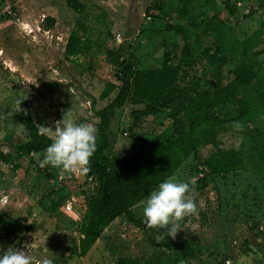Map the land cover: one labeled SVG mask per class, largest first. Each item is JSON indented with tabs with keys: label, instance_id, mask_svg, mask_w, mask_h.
I'll return each instance as SVG.
<instances>
[{
	"label": "rangeland",
	"instance_id": "374dc122",
	"mask_svg": "<svg viewBox=\"0 0 264 264\" xmlns=\"http://www.w3.org/2000/svg\"><path fill=\"white\" fill-rule=\"evenodd\" d=\"M80 1L86 7L76 13L65 0H0V152L9 154L7 160L0 159V197L8 195L5 204L0 202V218L8 214L23 219L28 227L22 243H18L5 235L0 225V255L16 247L37 257H50L53 264H112L119 256L142 262L157 259L155 264H186L167 237L158 239L157 231L162 233L163 229L136 227L123 217L113 220L80 255L78 224L94 181L87 174L74 173L51 183L44 171L36 170L37 155H17L15 148L23 134L12 116L20 99L25 98L31 102L34 118L40 119L41 111H45L54 129L67 112L77 123L95 124L90 96L96 99V107H101L113 95H105V84H118L117 64L112 62L114 57L107 58V48L113 47V54L126 57L132 45L143 70L159 68L164 53L177 62L181 34L175 36L167 30L168 24L182 26V33L190 37L193 57L205 50L202 58L194 61L198 63L183 67L182 86L192 89L197 81L200 92L212 90L216 69L204 60L214 51L217 34L223 47L232 45L223 52L226 61L221 73L226 75L235 64L246 60L255 70L259 66L264 70V51L256 57L253 54L264 49V0H116L123 9L115 16L102 5L103 0ZM136 1L141 4L138 11L130 12L131 2ZM226 3L234 5L232 14ZM214 13L224 22V31L216 35L205 28ZM45 16L55 19L52 27L43 26ZM77 22L84 25L81 36L89 47L76 58H65V38ZM146 34L151 40L148 50L143 49L142 42ZM243 46L248 51L246 57L239 56ZM239 94L248 103L241 121H230L235 116L234 104L213 111L221 120L217 130L223 133L224 143L241 144L245 169L213 175L201 189L195 184L198 214L186 217L175 237L191 249L190 264H227L226 260L237 264L241 257L245 258L243 264H264V92L260 89L258 93L248 90ZM143 107L129 102L116 112L108 129L106 150L115 160L128 153L132 142L135 149L147 152L171 139L170 110L142 117L136 127L132 126L130 110ZM204 110L195 105L180 117L184 121L200 117ZM207 172L205 165H195L190 156L169 179L197 181ZM58 173L56 176H60ZM60 196H65L62 202H69L70 211L62 202L57 211L50 210L52 201ZM147 196L133 206L141 220L142 201Z\"/></svg>",
	"mask_w": 264,
	"mask_h": 264
},
{
	"label": "trees",
	"instance_id": "16d2710c",
	"mask_svg": "<svg viewBox=\"0 0 264 264\" xmlns=\"http://www.w3.org/2000/svg\"><path fill=\"white\" fill-rule=\"evenodd\" d=\"M65 2L66 6L76 13L84 10V4L80 0H65ZM225 7L231 14L234 12L233 4L226 3ZM149 11L148 8L146 14H149ZM42 21L45 28H50L55 23V19L51 16H45ZM223 26L224 22L215 13L205 23L208 33L214 35L224 31ZM181 27L169 24L166 26V29L173 31L175 36L181 34L179 38L182 40V46L177 62L164 53L159 68L139 69L141 59L135 55L132 45H129L126 57H122V54H113L115 51L113 48L106 50L107 58L114 57L112 62L117 64L115 78L118 84L113 82L105 84V95L110 93L113 95L101 107H96V99L90 96V109L97 119L95 126L98 132L96 151L91 158L90 170L86 173L94 181L93 191L78 224L80 255H84L102 231L118 217H123L136 227H146L142 220L135 216L133 206L143 200L160 182L169 179L190 156L195 165L202 164L208 169V172L196 181L199 189L205 187L213 175L245 169L241 144L234 146L230 145L231 142L224 143L221 137L223 133L217 130L221 120L213 109L234 104L235 116L230 121H241L248 111V103L241 99L239 93L248 90L258 93L260 89L263 93L264 70L260 66L258 71L255 70L246 60L235 64L226 75L221 73L220 68L226 61L223 52L227 53L232 45L226 43L227 46L223 47L221 37L217 34L219 38L215 40L218 43H214V51L204 60L216 69V80L213 82L212 90L200 92L196 85L197 81L194 82L195 86L192 89L180 85L183 67H191L192 64L198 63L194 61H199L205 54V50L198 52L196 49L198 54L193 57L189 47L190 37L182 33ZM82 29L85 30L84 25L77 22L68 34L64 45L65 58H76L89 47L81 36ZM239 51V56L246 57L248 51L245 46ZM263 51L264 49H261L253 54L256 57ZM189 82L193 81L189 80ZM129 102L144 106L142 109L130 110L133 127L138 125L142 117L170 110L173 133L167 143L147 152L144 149H135L132 142L128 153L123 154L120 160H115L106 152L109 147L108 129L116 112ZM195 105L206 110L200 117H188L186 121L181 119L180 115ZM44 114L45 111H41L40 119H35L31 112V102L25 98L20 99L18 108L12 116L23 134L21 142L15 148L18 156L43 153L51 143L47 136L37 135V127L40 125L50 127L54 131L50 116L45 117ZM8 157L9 154L0 152V159L3 161ZM40 158L42 159V156ZM36 170L44 171L42 174L51 180V183L58 181L56 176L58 169L43 170L39 167L38 161ZM64 197L60 196L52 201L50 210L57 211V205ZM0 225L5 235L22 243L24 232L28 229L23 219L6 214L0 218ZM1 237L0 235V241ZM167 239L171 246L181 253L186 264H190L188 257L192 255L191 249L176 239L171 237ZM156 262L157 259L142 262L135 257L119 256L112 264H155Z\"/></svg>",
	"mask_w": 264,
	"mask_h": 264
},
{
	"label": "clouds",
	"instance_id": "9594fccd",
	"mask_svg": "<svg viewBox=\"0 0 264 264\" xmlns=\"http://www.w3.org/2000/svg\"><path fill=\"white\" fill-rule=\"evenodd\" d=\"M98 129L90 122L77 123L66 113L55 123V129L40 125L37 135L47 136L51 143L43 153L37 154L40 168L51 166L59 170V175L80 173L90 170L91 158L96 151ZM42 156V159L40 158ZM196 181L187 182L166 179L150 191L142 201V222L149 229L157 231L158 239L165 235L175 239L186 217L198 214L195 198ZM241 257L237 264H243ZM0 264H53L50 257H37L19 248L9 247L0 255Z\"/></svg>",
	"mask_w": 264,
	"mask_h": 264
},
{
	"label": "crops",
	"instance_id": "0c3cea01",
	"mask_svg": "<svg viewBox=\"0 0 264 264\" xmlns=\"http://www.w3.org/2000/svg\"><path fill=\"white\" fill-rule=\"evenodd\" d=\"M121 1V0H120ZM126 1V0H125ZM103 2H104V4H102L104 7H106L107 8V10L109 11V13L111 14V15H116V14H118L119 12H120V10L121 9H123V7H122V4L120 3V2H118V1H116V0H103ZM102 2V3H103ZM83 3V2H82ZM84 5H85V7H86V4L85 3H83ZM101 5V7H103ZM141 4H140V2L139 1H136V2H131V9H130V12H131V10H132V12H136V11H138L137 9L139 8V6H140ZM119 10V11H117V10ZM103 9L101 8V11H102ZM128 13V12H127ZM119 15V14H118ZM125 15V14H124ZM53 17V16H52ZM120 17V16H119ZM146 23H148L149 22V20L147 19L146 21H145ZM47 31L48 30H50V29H46ZM46 30H44V31H46ZM148 34V33H147ZM147 34H146V37L142 40V42H144V44H145V46H144V48L143 49H146V50H148V48H149V46H147V45H150L151 44V40H150V38H149V35L147 36ZM66 39L67 38H65V42H66ZM111 49V48H113V47H108L107 49ZM64 54V53H63ZM150 52H149V54L147 55V57L149 58L150 57ZM96 118V117H95ZM97 120V119H96Z\"/></svg>",
	"mask_w": 264,
	"mask_h": 264
},
{
	"label": "built area",
	"instance_id": "2783aa9c",
	"mask_svg": "<svg viewBox=\"0 0 264 264\" xmlns=\"http://www.w3.org/2000/svg\"><path fill=\"white\" fill-rule=\"evenodd\" d=\"M57 178L61 179V176H57ZM89 179L92 180V178H91L90 176H89ZM7 198H8V195H7V194H3V195L0 197V202L3 203V204H5V203L7 202ZM64 205H65V206H64L65 210H67V211H70V210H71V206H70V204H69L68 201L64 202ZM225 262H226L227 264L230 263L229 260H226Z\"/></svg>",
	"mask_w": 264,
	"mask_h": 264
}]
</instances>
